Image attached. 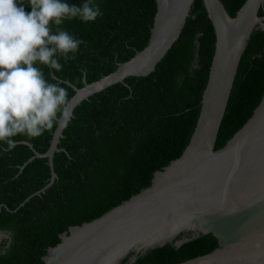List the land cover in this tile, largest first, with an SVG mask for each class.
I'll use <instances>...</instances> for the list:
<instances>
[{"label":"trees","instance_id":"trees-1","mask_svg":"<svg viewBox=\"0 0 264 264\" xmlns=\"http://www.w3.org/2000/svg\"><path fill=\"white\" fill-rule=\"evenodd\" d=\"M233 17L245 0H220ZM77 6L85 0H64ZM26 11L27 0H23ZM102 16L91 23L78 19L61 26L84 43L75 60L52 72L58 82L81 88L113 72L148 43L156 14L155 0H94ZM212 26L198 20L171 48L168 65L148 76L131 77L79 106L53 158L56 179L50 182L43 154L55 128L39 138L16 137L8 152L0 144V233L7 236L0 264H44L49 248L69 227L90 222L151 184L153 175L177 159L196 125L213 59ZM264 73V40L254 39L242 61L223 143L244 120ZM57 82V81H50ZM23 142L29 143L24 144ZM35 194V195H34ZM217 246L202 242L181 257L195 258Z\"/></svg>","mask_w":264,"mask_h":264},{"label":"water","instance_id":"water-1","mask_svg":"<svg viewBox=\"0 0 264 264\" xmlns=\"http://www.w3.org/2000/svg\"><path fill=\"white\" fill-rule=\"evenodd\" d=\"M147 45L110 74L76 88L80 105L168 65L171 48L198 20L212 26L214 47L196 125L182 154L154 173L149 187L67 233L49 248L44 264H264V73L244 120L223 143L242 61L254 39L264 40V0H245L233 17L220 0H155ZM66 128H55L43 154L50 182L53 158ZM28 144L31 148L32 146ZM35 195V194H34ZM213 242L211 252L181 257Z\"/></svg>","mask_w":264,"mask_h":264},{"label":"clouds","instance_id":"clouds-1","mask_svg":"<svg viewBox=\"0 0 264 264\" xmlns=\"http://www.w3.org/2000/svg\"><path fill=\"white\" fill-rule=\"evenodd\" d=\"M0 0V144L4 152L16 137L39 138L66 128L72 118L68 91L52 72L61 60H75L83 40L61 26L78 19L91 23L102 16L94 0L82 5L64 0ZM50 81H57L55 83Z\"/></svg>","mask_w":264,"mask_h":264},{"label":"rangeland","instance_id":"rangeland-1","mask_svg":"<svg viewBox=\"0 0 264 264\" xmlns=\"http://www.w3.org/2000/svg\"><path fill=\"white\" fill-rule=\"evenodd\" d=\"M6 239L7 236L3 233H0V249H2V246L5 244Z\"/></svg>","mask_w":264,"mask_h":264}]
</instances>
